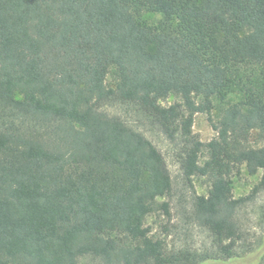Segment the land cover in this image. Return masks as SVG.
<instances>
[{
    "label": "trees",
    "instance_id": "16d2710c",
    "mask_svg": "<svg viewBox=\"0 0 264 264\" xmlns=\"http://www.w3.org/2000/svg\"><path fill=\"white\" fill-rule=\"evenodd\" d=\"M116 105L179 141L187 179L209 180L192 209L209 249L150 235L171 177L104 109ZM212 110L203 144L194 116ZM254 130L264 137V0H0V264H264V237L245 243L238 217L250 196L232 187L244 169L264 189Z\"/></svg>",
    "mask_w": 264,
    "mask_h": 264
},
{
    "label": "rangeland",
    "instance_id": "374dc122",
    "mask_svg": "<svg viewBox=\"0 0 264 264\" xmlns=\"http://www.w3.org/2000/svg\"><path fill=\"white\" fill-rule=\"evenodd\" d=\"M110 80V78H109ZM180 100L170 96L162 102L164 106L179 103ZM105 111L111 116H118L134 129L139 130L162 154L172 181L170 196L162 199L168 203L169 213L161 211L152 213L146 219V227L150 235L155 239L165 242L169 250L185 249L191 252H203L210 248V236L193 219V200L196 196H205L208 193L210 182L206 177H191L187 179L181 170L179 141L171 143L157 129L144 124L132 111L116 105L106 106ZM218 112L199 113L194 116L192 132L203 144L208 143L217 136L214 130ZM249 144L253 147L264 146V137L254 130L250 133ZM206 158L204 153L202 161ZM261 173L250 176L242 169L240 174L233 179V196L235 199L247 198L240 208L238 217L241 228L246 232V241L255 249L257 242L264 237V189L252 194L253 189L259 183ZM245 243L239 245L244 246ZM82 264H103L100 260L85 258Z\"/></svg>",
    "mask_w": 264,
    "mask_h": 264
}]
</instances>
